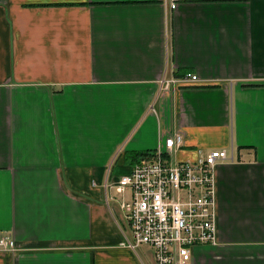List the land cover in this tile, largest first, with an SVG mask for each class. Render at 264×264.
Returning <instances> with one entry per match:
<instances>
[{"label":"crops","instance_id":"1","mask_svg":"<svg viewBox=\"0 0 264 264\" xmlns=\"http://www.w3.org/2000/svg\"><path fill=\"white\" fill-rule=\"evenodd\" d=\"M171 138L230 159L192 264H264V0H0V264H156L112 184Z\"/></svg>","mask_w":264,"mask_h":264},{"label":"built area","instance_id":"2","mask_svg":"<svg viewBox=\"0 0 264 264\" xmlns=\"http://www.w3.org/2000/svg\"><path fill=\"white\" fill-rule=\"evenodd\" d=\"M189 0H164L166 9L176 10ZM176 80H163L166 87ZM178 81V80H177ZM182 83H198L197 75L187 73ZM181 137H177L180 144ZM139 161L132 171L112 185L131 198L120 204L128 232L123 246L136 251L142 245L154 249L156 264H192V251L198 245L217 244L216 167L230 160L228 152L216 149L199 152L196 160L176 161L173 138ZM233 160V159H232ZM0 249L16 250L9 237L0 238Z\"/></svg>","mask_w":264,"mask_h":264},{"label":"trees","instance_id":"3","mask_svg":"<svg viewBox=\"0 0 264 264\" xmlns=\"http://www.w3.org/2000/svg\"><path fill=\"white\" fill-rule=\"evenodd\" d=\"M150 156V154H145L144 157L142 159L148 158ZM141 159V160H142Z\"/></svg>","mask_w":264,"mask_h":264}]
</instances>
